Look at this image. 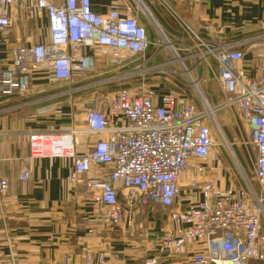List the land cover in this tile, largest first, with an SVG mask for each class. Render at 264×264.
<instances>
[{
  "label": "built area",
  "instance_id": "1",
  "mask_svg": "<svg viewBox=\"0 0 264 264\" xmlns=\"http://www.w3.org/2000/svg\"><path fill=\"white\" fill-rule=\"evenodd\" d=\"M154 5L133 0L98 13L92 0H0V115L31 106L53 112L61 102L71 106L70 126L26 131L29 158L69 161L68 180L87 189L96 211L89 234L131 224L149 207L166 224L146 233L153 252L145 264H163L158 249L184 255L189 264L264 261V31L244 39L216 38L171 13L169 29ZM16 9L28 11L34 39L11 40ZM42 14L46 32L39 24ZM247 51L253 53L249 64ZM102 61L126 69L107 81L134 75L137 87L120 86L106 103L100 97L72 101L85 88L81 77ZM212 61L220 102L211 101L202 86ZM34 74L51 80L55 91L31 95ZM154 74L171 78L175 87L150 83ZM222 109L236 120L230 134L217 117ZM213 129L237 173L228 168L225 152L215 150ZM79 135L89 140L81 144ZM30 177L26 167L17 179ZM12 179L0 175V199ZM226 246L232 250L221 251ZM83 257L84 264L110 262L104 252Z\"/></svg>",
  "mask_w": 264,
  "mask_h": 264
},
{
  "label": "crops",
  "instance_id": "2",
  "mask_svg": "<svg viewBox=\"0 0 264 264\" xmlns=\"http://www.w3.org/2000/svg\"><path fill=\"white\" fill-rule=\"evenodd\" d=\"M157 1L160 3L153 6L154 11L169 29L174 28L168 18L171 13L184 19L192 28L216 38L244 39L264 31V0ZM132 2L92 0L98 13H106L116 3L126 7ZM39 24L46 32L48 22L44 14ZM13 31L17 38L26 34L27 40L34 39L36 29L28 11L16 13ZM252 57L253 53L247 51V64ZM0 58H4V54L0 53ZM208 81L207 78L204 80ZM51 83V80L34 74L31 95L44 90L53 93ZM37 108L31 106L0 115V175L13 178L8 192L0 199V254L5 264H84L83 256L87 251L96 257L104 252L110 258L108 264H145V258L153 252L146 233L149 229L160 230L165 226V217H161L158 209L153 211L144 207L131 224L124 221L114 229H98L89 234L87 231L96 211L87 189L68 180L69 161L49 157L32 161L29 158L26 131L70 126L71 106L61 102L57 110L48 114L39 113ZM77 139L81 144L89 140L85 135H79ZM26 167L30 170V179H17ZM186 177L187 173H183V184ZM183 190L187 193L186 187ZM156 251L163 264H189L184 255Z\"/></svg>",
  "mask_w": 264,
  "mask_h": 264
},
{
  "label": "rangeland",
  "instance_id": "3",
  "mask_svg": "<svg viewBox=\"0 0 264 264\" xmlns=\"http://www.w3.org/2000/svg\"><path fill=\"white\" fill-rule=\"evenodd\" d=\"M154 3L158 5L160 2L155 0ZM15 11L18 12L19 14L22 10L16 9ZM19 30L21 31L22 28H19ZM26 37H27L26 34L25 35L22 34L20 38H17L15 36V33H13L11 40L24 43L26 41ZM177 66L178 64L176 65V67ZM104 71L105 72L107 71L110 73L104 75ZM125 71L126 69L116 70L115 66H113L112 64H108V62L107 63L104 61L100 62L98 64L97 69L94 70V72L87 74L85 77H81L83 78V80L80 83L81 85H85V88H83L82 92L80 93L72 94L71 100L75 102H78V101L80 102L83 99L100 97L103 103H106L107 101L110 100L111 94L114 91H116L120 86H127V87L130 86V87L136 88L139 83H138V77L134 75L123 77V78H115L111 82L106 80L107 77L117 74V73H121V72H122L121 76H123L124 74L123 72ZM217 72H218L217 64L215 61H212L210 71L207 75V79H209V81L207 83L203 81L202 83V86L205 89L204 91L206 92L207 97L213 102L222 101V96H223L221 85L218 80L219 77H217ZM148 80L150 83L157 82V83H160L161 85H166L171 88L175 87L174 82L172 81L171 78H167L165 76H159L158 74L149 76ZM94 81L97 82V84L94 86H91V84H93ZM149 82H147V84H149ZM186 87L188 88L186 90L189 94L194 93L193 88H189L188 86ZM46 113L48 114L49 112H46ZM217 117L220 120V122L223 124L226 134L227 133L230 134V132L234 131L236 120L235 118H233V115L230 110L222 109L218 111ZM213 134L215 136L216 143H217L215 150H218V151L223 150L225 152V162L228 168L230 167L235 173H237L236 169H234V165L229 160L228 152H226L225 149L220 145L221 144L220 137L216 134V131L214 129H213ZM238 152H240L242 156L246 154V152H244L243 148L241 147L238 149ZM247 169H249V171L251 170L250 167ZM249 174L251 176L250 172ZM252 184L255 186V188L259 192L260 188L257 185V183H255V181H252ZM262 231L264 233V225H263ZM251 264H264V261H253L251 262Z\"/></svg>",
  "mask_w": 264,
  "mask_h": 264
},
{
  "label": "water",
  "instance_id": "4",
  "mask_svg": "<svg viewBox=\"0 0 264 264\" xmlns=\"http://www.w3.org/2000/svg\"><path fill=\"white\" fill-rule=\"evenodd\" d=\"M230 250H232V248L231 247H229V246H226V247H223L222 249H221V251H223V252H226V251H230ZM220 250H219V248H217V247H213V250H212V252L213 253H218Z\"/></svg>",
  "mask_w": 264,
  "mask_h": 264
},
{
  "label": "bare ground",
  "instance_id": "5",
  "mask_svg": "<svg viewBox=\"0 0 264 264\" xmlns=\"http://www.w3.org/2000/svg\"><path fill=\"white\" fill-rule=\"evenodd\" d=\"M223 78H224V76H223ZM52 150H53V147L52 148H49L48 149V152L50 153Z\"/></svg>",
  "mask_w": 264,
  "mask_h": 264
}]
</instances>
